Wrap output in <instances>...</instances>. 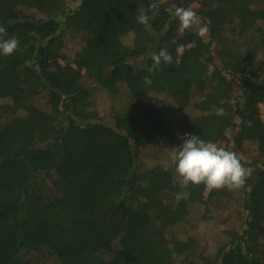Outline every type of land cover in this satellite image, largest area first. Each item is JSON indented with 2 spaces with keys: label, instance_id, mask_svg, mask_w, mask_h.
<instances>
[{
  "label": "trees",
  "instance_id": "obj_1",
  "mask_svg": "<svg viewBox=\"0 0 264 264\" xmlns=\"http://www.w3.org/2000/svg\"><path fill=\"white\" fill-rule=\"evenodd\" d=\"M67 1L0 0V24L19 40L12 55H0V101L9 100L0 103V264H31L40 254L59 264H264V0H200L209 42L194 28L180 34L161 0L156 13L153 0H82L66 14ZM141 8L147 25L136 20ZM65 30L83 45L62 64ZM162 48L173 62L150 74V54ZM84 70L113 96L126 86L132 112H113L112 124L100 117ZM194 93L200 115L185 135L226 143L225 129H238L236 146L258 152L242 195L246 228L228 231V244L199 259L193 237L167 233L195 205L230 199L232 190L182 188L169 168L138 165L143 147L183 143L149 95L165 94L185 111ZM41 96L46 108L35 104Z\"/></svg>",
  "mask_w": 264,
  "mask_h": 264
},
{
  "label": "rangeland",
  "instance_id": "obj_2",
  "mask_svg": "<svg viewBox=\"0 0 264 264\" xmlns=\"http://www.w3.org/2000/svg\"><path fill=\"white\" fill-rule=\"evenodd\" d=\"M81 1L82 0H68L66 14L76 10L81 4ZM183 1L184 0H161L160 3L174 15V7L180 6ZM199 1L200 0H194L190 6L194 11H197L200 7ZM64 17L65 16L60 17V20H64ZM202 23L205 22L202 21ZM193 28L198 31L197 26H193ZM204 39L208 42L210 41L209 31ZM63 41L62 54L64 59L62 60V64H65L66 60L72 61L75 54L81 49L83 43L77 34L69 32L68 30L64 32ZM124 41L128 45H132L133 35L130 34L126 36ZM82 74L85 86L91 90V103L93 107L98 110L100 117L105 119L106 122L113 123L112 115L115 111L123 114L132 112L133 107L130 102H128V90L126 86L120 88L119 92L122 94L120 97H116L92 81L88 71L84 70ZM227 77L231 79L229 75H227ZM238 96L240 95L237 85L232 94L233 102H236ZM46 99L47 98L42 96L38 97L35 104L41 108H46ZM192 99V105L188 110L183 111L179 109L171 97L165 94H150L147 98L148 101L152 102L154 106L160 110L161 115L174 127L175 132L181 137L185 135L186 125L189 123V120L200 115V112L194 107V104L199 102L201 97L198 96L197 93H194ZM8 101L9 100H1L0 103L4 104ZM237 131L238 129H235L231 132L228 142L216 144L235 152L244 166L248 169L249 175L246 178L244 186L240 189H233L230 199L195 205L191 208L189 218L177 225L174 229L171 228L167 233L168 238H171L173 235H177L179 238L193 237L195 246L192 256L195 259H199L202 256H214L219 247H223L229 243L230 237L228 231L236 230L241 233L246 228L248 213L242 206V195L244 189H246L248 180L253 176L255 171L254 163L258 159V152L256 146L249 142L245 143L243 147L238 148L233 140ZM175 147H178V145L169 138H162L156 145L143 147L138 154V165L144 169L163 165L176 174V165L172 160V152ZM206 194H208V192H206ZM207 209L213 210V217L210 220L204 218ZM30 263L59 264L55 257L48 254L34 255ZM177 264L180 263L177 262Z\"/></svg>",
  "mask_w": 264,
  "mask_h": 264
},
{
  "label": "clouds",
  "instance_id": "obj_3",
  "mask_svg": "<svg viewBox=\"0 0 264 264\" xmlns=\"http://www.w3.org/2000/svg\"><path fill=\"white\" fill-rule=\"evenodd\" d=\"M159 2L153 0L148 11L158 12ZM174 16L179 21L178 32L183 34L186 30L198 27L197 34L204 38L208 34L207 24L202 23V18L191 7H174ZM149 15L143 8L139 9L136 20L139 24L147 25ZM175 43V41H173ZM19 47V40L16 37H9L7 28L0 24V55L10 56ZM184 45H177L176 52L180 54L184 51ZM151 66L147 68L150 74H155L161 63L171 64L173 57L167 48H162L158 53H151ZM145 85H151L150 76L144 77ZM218 116L225 115L223 108H217ZM225 136L231 135V129H225ZM183 143L173 148L172 160L175 162V171L179 177V184L182 188L191 185L203 184L207 191L240 189L244 186L248 169L241 162L240 158L233 151L225 147L218 146L212 141H205L198 135L186 134L181 137ZM177 181L174 180L175 184ZM181 195L177 194V200Z\"/></svg>",
  "mask_w": 264,
  "mask_h": 264
}]
</instances>
